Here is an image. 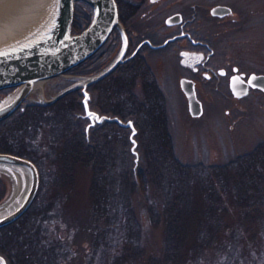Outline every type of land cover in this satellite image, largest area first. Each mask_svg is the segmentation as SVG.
Here are the masks:
<instances>
[{
	"label": "trees",
	"instance_id": "1",
	"mask_svg": "<svg viewBox=\"0 0 264 264\" xmlns=\"http://www.w3.org/2000/svg\"><path fill=\"white\" fill-rule=\"evenodd\" d=\"M117 2L124 21L139 8L136 0ZM91 17L87 4L75 13L74 28L87 26ZM95 56L77 67L88 63V68ZM152 76L136 57L90 85L102 113L134 119L142 151L136 172L128 128L106 121L92 129L87 143L75 118L83 108L79 89L51 104L27 105L1 121L0 150L31 158L46 175L58 177L59 168L75 165L91 170L94 216L104 224L96 246L85 254L86 263L105 248L108 256L98 257L109 264H146L142 228L163 223V249L150 256L149 264H264V146L230 164L182 161L174 150L164 93ZM136 196L141 198V216ZM40 197L39 191L22 216L0 228V251L11 264H51L55 251L67 247L54 244L57 230L51 226L53 218L40 213Z\"/></svg>",
	"mask_w": 264,
	"mask_h": 264
},
{
	"label": "rangeland",
	"instance_id": "2",
	"mask_svg": "<svg viewBox=\"0 0 264 264\" xmlns=\"http://www.w3.org/2000/svg\"><path fill=\"white\" fill-rule=\"evenodd\" d=\"M195 1H199L204 8H210L217 3L229 4L238 17L236 20L218 21L210 17L206 11L202 10L198 13L202 19L198 24L199 33L213 40L218 53V61L224 64L233 61L247 73L252 71L264 73V0H164L159 4H154L153 7L148 6V10L145 7L148 14L140 16L142 28L149 31L150 27H160V24L171 12L183 7L187 8L188 4ZM80 8H87V4L78 2L75 13ZM165 30L170 31L171 29ZM116 51L117 49H114L112 52ZM174 61L173 58L164 59V64L154 62L153 67L164 92L168 111V126L174 150L182 161L206 165L230 164L238 155L250 151L256 146H264V92L253 89L245 97L234 98L228 90H225L223 84L221 88L211 89L202 83L204 111L201 115L194 116L187 108L177 76L172 71L175 66ZM86 64L88 63L79 68L84 69ZM86 69L87 71L80 70L77 75L88 74V68ZM49 85L48 82L45 83L44 91H53ZM82 98L83 94L81 102ZM93 99L94 95L91 104L98 109L94 105ZM27 102V105L39 104ZM82 113H84V106L76 111L75 118L84 132L87 143L90 144L92 129L88 138L86 124L89 119L82 117ZM128 129L129 152L134 168L135 154L131 151L130 128ZM137 140V148L140 153L139 167L142 162V151L138 133ZM116 154L120 156L122 152ZM58 171H60L58 177L53 174L47 175L40 189V213L44 212L43 215L49 217L51 221L53 218L54 224L52 223L51 226L55 225L57 230L54 234V244H67L65 249L55 251L57 259L51 264H101L102 258L98 256L100 253L103 256H108V251L105 248H101V251L95 254L97 256L93 255L90 261L87 260V263L85 261V254L89 253L92 246H96L97 231L102 223L104 224L94 216L90 194L91 170L75 165L67 170L59 168ZM136 193L138 194L137 190ZM135 201V209L141 216L140 210L142 209L138 203L141 198L136 196ZM157 201L161 206L160 200L157 199ZM142 223H145L146 227L149 226L145 220H142ZM142 231L141 243L145 249L144 263L149 264L150 256L160 254L163 249L164 224L153 223L148 228H142ZM67 238L70 241H67ZM1 247L5 249L2 243ZM0 254L5 255L8 259L7 263L11 264L9 257L3 251H0ZM104 261V264H109L106 262V257L105 260H102V262Z\"/></svg>",
	"mask_w": 264,
	"mask_h": 264
},
{
	"label": "water",
	"instance_id": "3",
	"mask_svg": "<svg viewBox=\"0 0 264 264\" xmlns=\"http://www.w3.org/2000/svg\"><path fill=\"white\" fill-rule=\"evenodd\" d=\"M78 1L90 5L92 17L86 27L74 31ZM231 11L232 8L226 4L212 8V12L219 15ZM180 16V13L170 15L167 24L180 22ZM115 28L123 35V46L111 64L94 73L78 75L74 82L47 96L44 91L47 80L67 76V71L96 53ZM127 43L126 27L120 18L117 0H27L8 22L0 26V53H3L0 54V90L11 89L0 99V122L22 107L24 102L50 104L72 90L81 89L84 106L81 116L89 119L87 137L92 128L106 121H115L130 128L136 172L140 153L134 120L101 113L92 106L93 95L89 89L92 83L103 78L122 60ZM237 79L232 81V88L238 97L247 95L250 87L264 91V73L252 72L247 81ZM181 84L188 97L191 114L201 115L202 102L197 96L194 81L185 77ZM0 176L9 178L13 185L12 191L0 201L2 227L18 219L32 204L40 186V170L29 157L0 151ZM0 261L8 264L2 254Z\"/></svg>",
	"mask_w": 264,
	"mask_h": 264
},
{
	"label": "flooded vegetation",
	"instance_id": "4",
	"mask_svg": "<svg viewBox=\"0 0 264 264\" xmlns=\"http://www.w3.org/2000/svg\"><path fill=\"white\" fill-rule=\"evenodd\" d=\"M136 1L139 2V8L136 9L135 12H133L129 17L126 16V21L121 19L124 26L126 27V34L128 38L127 47L125 48V52L122 55V60L119 61L118 64L104 77L109 76L116 69L127 65L134 58L139 57L146 63L150 72L153 74V76L150 78H153L159 83L157 73L154 71L153 63L157 62V64H164V59L167 60L168 58H173L175 59V66L173 67L172 71L175 72L177 76V80L185 97L189 112L190 107L188 97L181 84V80L185 77L194 81L197 96L202 102L203 111L204 98L202 96L201 90L202 83L205 87H210L211 89L221 88L223 84L225 90H228V92H230L234 98L245 97L253 89L262 91L260 88L250 87L249 93L247 95L242 97L236 96L232 88V81L238 80L237 78L247 81L250 74L256 71L247 73L240 69V67L233 61H229L225 64L220 63L217 58L218 53L214 46L213 40L199 33L198 24L202 21V19L198 16L199 12L202 10L206 11L210 17H213V19L218 21L236 20L238 17L235 15L236 13L234 12V9L231 7V5L226 3H217L226 4L232 8L231 12L225 15H219L212 12V8L217 4L212 5L210 8H204V6L199 1H195L191 4H188L186 6L187 8L183 7L171 12L160 24V27H150L149 25L150 30L146 31L144 28H142L140 23V16H142V14H148V11H145V7L148 10V6L153 7L154 4H159L164 0ZM175 13L181 14V21L175 24H167V18ZM81 28L82 27L75 29L76 31H79ZM167 28L171 30L166 31L165 29ZM122 46L123 35L119 29L115 28L101 48L96 53H94L96 56L90 60L91 64H89L90 66L88 65V73H93L109 66L115 57L120 53ZM114 49H117L115 53L112 52ZM80 70L82 71L84 69L75 67L71 70V72L79 74ZM84 71H87V69ZM159 86L162 88L160 83ZM10 90L11 89L0 90V99ZM27 104V102H24L21 109H23ZM45 178H47V175L40 171V186L38 193L41 189L42 183L45 182ZM12 189V181H10V179L7 177L0 176V201L7 197ZM3 256L8 261L7 257L5 255ZM0 264H2L1 261Z\"/></svg>",
	"mask_w": 264,
	"mask_h": 264
},
{
	"label": "bare ground",
	"instance_id": "5",
	"mask_svg": "<svg viewBox=\"0 0 264 264\" xmlns=\"http://www.w3.org/2000/svg\"><path fill=\"white\" fill-rule=\"evenodd\" d=\"M27 0H0V26L9 21V19L14 16L22 7L23 3ZM58 79L47 80L48 84H54ZM68 85V81L65 84L57 83L53 86V91H45L47 95H52L56 93L60 88Z\"/></svg>",
	"mask_w": 264,
	"mask_h": 264
},
{
	"label": "built area",
	"instance_id": "6",
	"mask_svg": "<svg viewBox=\"0 0 264 264\" xmlns=\"http://www.w3.org/2000/svg\"><path fill=\"white\" fill-rule=\"evenodd\" d=\"M52 82V81H51ZM66 82V79L65 78H62L61 80L59 79V80H57L56 82H53L54 84H50L49 85V87H50V89H52V87L53 86H55V84H57V83H61V84H64ZM51 91V90H50Z\"/></svg>",
	"mask_w": 264,
	"mask_h": 264
},
{
	"label": "snow or ice",
	"instance_id": "7",
	"mask_svg": "<svg viewBox=\"0 0 264 264\" xmlns=\"http://www.w3.org/2000/svg\"><path fill=\"white\" fill-rule=\"evenodd\" d=\"M0 54H3V53H0Z\"/></svg>",
	"mask_w": 264,
	"mask_h": 264
}]
</instances>
